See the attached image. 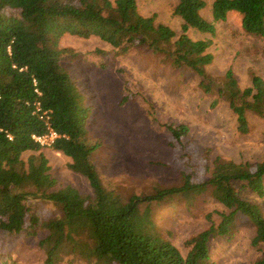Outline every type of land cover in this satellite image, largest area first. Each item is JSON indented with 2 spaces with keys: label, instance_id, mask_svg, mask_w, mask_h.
I'll return each mask as SVG.
<instances>
[{
  "label": "trees",
  "instance_id": "trees-1",
  "mask_svg": "<svg viewBox=\"0 0 264 264\" xmlns=\"http://www.w3.org/2000/svg\"><path fill=\"white\" fill-rule=\"evenodd\" d=\"M204 5V0H178L173 12L182 18V31L176 36L173 28L155 20V13H141L137 0H0V233L45 231L39 244L46 250V264H55L62 243L82 231L91 244L80 254L97 264H209L210 238L230 236L238 214L251 220L253 244L264 242V213L235 186L241 180L263 195L264 159L238 162L221 155L210 159L207 147L199 157L184 154L181 181L153 194L124 198L105 186L91 157L95 145L87 138L89 107L61 64L69 52L75 55L69 47L59 46L64 33L98 36L116 53L144 46L163 54L173 67L196 73L205 92L226 99L237 129L245 133L249 112L264 117V76L251 71L250 84L243 87L231 67L222 77H213L206 71L213 60L209 39H194L186 30L214 33V21L234 9L241 13L246 32L264 38V0H213L214 21L201 15ZM261 53L264 57V40ZM164 125L171 146L189 136L186 123ZM50 128L58 134L51 147L69 157L68 167L87 178L91 192L83 193L71 184L53 188L44 145L33 136ZM174 193L187 204L210 196L226 208L218 212L217 221L206 214L208 226L185 241V253L157 234L149 203L140 205L143 199ZM30 199L34 204L37 199L53 201L61 213L42 218ZM255 264H264V251Z\"/></svg>",
  "mask_w": 264,
  "mask_h": 264
},
{
  "label": "rangeland",
  "instance_id": "rangeland-1",
  "mask_svg": "<svg viewBox=\"0 0 264 264\" xmlns=\"http://www.w3.org/2000/svg\"><path fill=\"white\" fill-rule=\"evenodd\" d=\"M204 1L200 13L214 21L213 0ZM177 2L137 0V6L145 15L155 13V20L169 25L177 36L182 31V18L173 12ZM214 25V33L193 27L186 30L194 39H209L208 50L213 53V60L206 65V71L218 78L231 67L242 87L250 84L251 71L264 76V38L242 28L241 13L228 10L226 17L214 21ZM59 46L69 47L75 53L69 52L61 64L75 79L83 103L89 107L87 138L95 145L91 157L104 185L116 189L124 198L153 194L178 184L184 154L199 157L207 147L210 159L216 155L238 162L264 159V117L249 112V130L240 132L226 99L205 92L196 73L173 67L163 54L144 46L116 53L98 36L70 33L61 35ZM165 122L186 123L190 130L188 138L171 146ZM42 151L55 179L53 188L71 184L83 193L91 192L87 178L68 167V156L50 144H45ZM235 186L242 197L257 203L264 213V194L257 195L241 180H236ZM200 198L187 204L174 193L149 201L143 199L140 205L149 203L157 234L185 253V241L208 226L206 214L211 213L217 221L218 212L226 209L210 196ZM37 200L40 205L32 203L33 199L29 204L42 218L60 215L53 201ZM254 233L251 220L238 214L230 236L210 238L209 264H255L264 251V242L253 244ZM44 234L43 230L35 235L1 232L0 264H46V250L39 244ZM90 244L86 232H76L58 248L55 264H97L80 254Z\"/></svg>",
  "mask_w": 264,
  "mask_h": 264
},
{
  "label": "built area",
  "instance_id": "built-area-1",
  "mask_svg": "<svg viewBox=\"0 0 264 264\" xmlns=\"http://www.w3.org/2000/svg\"><path fill=\"white\" fill-rule=\"evenodd\" d=\"M39 108V107H38ZM44 114H46V118H48V114L44 111ZM43 116V114H41ZM58 134L56 131H54L52 128H50L49 132L42 135H33L36 140H38L41 144H51L54 137H56Z\"/></svg>",
  "mask_w": 264,
  "mask_h": 264
}]
</instances>
